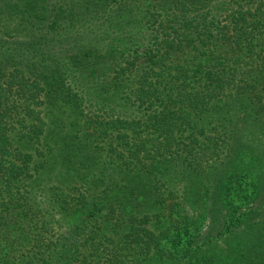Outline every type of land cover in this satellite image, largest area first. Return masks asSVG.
I'll return each instance as SVG.
<instances>
[{"label": "trees", "instance_id": "obj_1", "mask_svg": "<svg viewBox=\"0 0 264 264\" xmlns=\"http://www.w3.org/2000/svg\"><path fill=\"white\" fill-rule=\"evenodd\" d=\"M0 264H264V0H0Z\"/></svg>", "mask_w": 264, "mask_h": 264}]
</instances>
